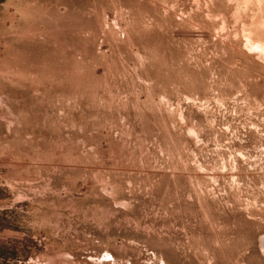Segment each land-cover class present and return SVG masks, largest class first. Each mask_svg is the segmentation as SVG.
I'll list each match as a JSON object with an SVG mask.
<instances>
[{"label": "rangeland", "instance_id": "1", "mask_svg": "<svg viewBox=\"0 0 264 264\" xmlns=\"http://www.w3.org/2000/svg\"><path fill=\"white\" fill-rule=\"evenodd\" d=\"M0 264H264V0H0Z\"/></svg>", "mask_w": 264, "mask_h": 264}]
</instances>
